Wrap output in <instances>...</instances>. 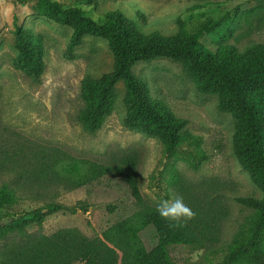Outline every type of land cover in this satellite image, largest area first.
<instances>
[{"label":"rangeland","instance_id":"374dc122","mask_svg":"<svg viewBox=\"0 0 264 264\" xmlns=\"http://www.w3.org/2000/svg\"><path fill=\"white\" fill-rule=\"evenodd\" d=\"M36 1L0 0V162L7 160L3 164L6 169L0 170V187L9 183L24 199L66 206L85 204L88 211L55 213L46 217L41 227L24 225L26 219L4 221L10 229L0 232V264H51L35 248L38 238L76 229L94 240L139 211L129 187L116 176H105L73 190L60 184L48 197L38 187H22L14 169L27 174L31 167L22 168L21 163L28 166L33 152L40 154L44 150H58L66 159L104 163L127 153L136 154L140 191L148 205L157 207L162 200L176 195L183 197L191 209L200 206L208 213L221 214L217 241L206 248L171 247L174 264H221L224 250L252 214L236 199L261 197L260 189L234 156L235 122L231 115L219 111L215 95L198 93L196 81L182 64L162 58L138 62L133 72L148 85L154 99L164 101L177 117L188 121V132L202 138V148L209 159L200 169L193 170L185 161L187 148L167 157L157 138L125 127L122 82L115 89L114 109L102 129L95 135L86 133L77 120L83 108L81 82L87 76L98 78L109 73L113 55L106 41L86 36L69 56L72 29L39 16ZM57 1L65 7H81L98 22H102L106 12L120 10L136 20L146 34L158 31L173 35L183 25L195 32L211 20L216 27L201 40L210 50L229 44L243 51L264 43V0H98L97 6L80 0ZM16 25L23 26L44 44L46 69L41 83H35L13 65L17 56ZM16 159V164H11ZM140 238L149 250L158 243L153 226L143 230Z\"/></svg>","mask_w":264,"mask_h":264},{"label":"trees","instance_id":"16d2710c","mask_svg":"<svg viewBox=\"0 0 264 264\" xmlns=\"http://www.w3.org/2000/svg\"><path fill=\"white\" fill-rule=\"evenodd\" d=\"M97 6L98 0H80ZM37 14L49 21L72 29L67 54L72 56L86 36L106 41L113 55L109 73L95 78L85 77L81 82L80 97L83 108L77 120L91 135L98 133L115 105L114 92L119 83L125 87L124 104L126 128L157 138L165 156L187 148L185 161L198 170L209 157L202 148V138L188 132V121L177 117L170 107L152 97L148 85L138 79L133 68L138 62L169 59L182 64L186 73L196 81L200 95H215L218 109L231 115L235 122L233 153L241 168L246 171L261 191V197H240L236 201L249 208L252 214L238 234L224 250L221 264H264V43L251 45L243 51L229 44L210 50L201 40L215 28L209 20L195 32L183 25L173 35L155 31L143 33L136 20L120 10L108 11L102 22L88 16L81 7H65L57 0H37ZM17 56L15 69L35 83H41L46 69L45 48L42 40L16 25L14 30ZM28 166L21 173L14 169L22 187L44 190L47 197L64 184L70 190L81 188L105 176L119 177L129 187L139 206L138 213L116 224L99 238L90 240L76 229H65L51 237H40L35 248L51 264H174L170 248L177 245L206 248L217 241L221 217L217 211H203L194 206L195 218L180 227L171 226L148 205L140 191L138 156L127 153L116 161H84L66 159L58 150L33 152ZM22 158V157H21ZM27 158V156H26ZM12 160L11 164H16ZM0 162L4 171L7 160ZM20 168V167H19ZM48 191V192H46ZM18 189L9 183L0 187V232L10 229L4 221L41 227L45 218L58 212L86 213L85 204L66 206L47 200L33 201L19 197ZM42 194H40L41 196ZM153 226L158 236L157 245L149 250L140 233Z\"/></svg>","mask_w":264,"mask_h":264},{"label":"clouds","instance_id":"9594fccd","mask_svg":"<svg viewBox=\"0 0 264 264\" xmlns=\"http://www.w3.org/2000/svg\"><path fill=\"white\" fill-rule=\"evenodd\" d=\"M157 212L171 226L180 227L195 218V213L188 207L183 197L174 195L171 199L162 200L157 206Z\"/></svg>","mask_w":264,"mask_h":264}]
</instances>
